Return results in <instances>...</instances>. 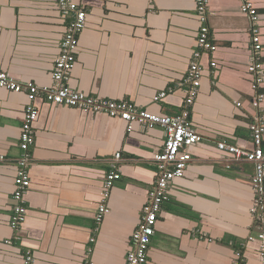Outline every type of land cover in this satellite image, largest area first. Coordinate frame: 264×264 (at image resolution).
Here are the masks:
<instances>
[{
	"label": "crops",
	"instance_id": "0c3cea01",
	"mask_svg": "<svg viewBox=\"0 0 264 264\" xmlns=\"http://www.w3.org/2000/svg\"><path fill=\"white\" fill-rule=\"evenodd\" d=\"M75 1L86 10L87 23L70 85L156 115H180L200 28L196 0ZM251 2L260 14L264 47V0ZM56 4L0 0V71L25 84L52 85L66 28ZM241 7L242 0H210L208 24L217 50L204 57L200 93L190 109V123L202 142L191 150L185 176L171 184L148 251L151 264H233L239 251L244 264H263L261 230L252 213L254 165L217 149L223 140L252 148L250 22ZM210 61L217 63L216 73ZM163 92L166 97L155 102ZM27 104L25 94L0 89V264H24L28 251L35 264H125L158 178L154 158L163 149L165 131L136 123L129 132L120 119L38 100L28 216L18 236L11 218ZM261 104L264 117V99ZM117 153L122 154L121 178L109 214L97 224L104 178Z\"/></svg>",
	"mask_w": 264,
	"mask_h": 264
},
{
	"label": "built area",
	"instance_id": "2783aa9c",
	"mask_svg": "<svg viewBox=\"0 0 264 264\" xmlns=\"http://www.w3.org/2000/svg\"><path fill=\"white\" fill-rule=\"evenodd\" d=\"M210 0H196L197 17L200 28L197 34V48L194 52L184 84L185 102L183 111L177 116L156 115L144 108H140L130 101H114L104 98L89 96L74 89L70 85L72 72L77 64V51L79 37L87 23V12L75 0H57V8L65 21L66 28L60 45V54L56 58L53 72L52 85L39 87L31 83H22L5 71H0V89L15 94H25L28 104L24 110V120L20 135L21 158L17 165L15 191L13 193L14 215L11 218V227L19 236L20 230L28 216L26 196L29 193L32 181L30 178V164L32 161L31 149L35 144V123L39 117L36 102L41 100L57 107H67L85 113L107 115L110 118L120 119L127 123L128 131L139 123L143 127H161L166 134L162 151L154 158L158 168L156 184L149 193L148 200L143 206L142 221L134 231L131 244L132 248L127 253L125 264H151L148 251L152 238L156 233V225L164 203L169 199L171 184L185 176L188 166L192 163L191 150L202 142V136L190 123V109L195 104L202 85L205 66L204 57L212 55L217 50L211 38L209 22ZM242 12L250 22V57L248 72L252 77V88L255 97L251 102L255 114L249 129L251 133L252 148L245 149L229 141H220L217 149L222 155H228L236 161L249 162L254 165L252 187L255 194L252 213L255 227L261 230L258 236L260 242L259 256L264 264V117L262 116L261 92L264 85L263 43L261 42L260 14L251 0H242ZM212 73H216V61H210ZM172 92V91H170ZM163 92L156 95L155 102H160L166 97ZM239 108L242 103L236 104ZM122 154L117 153L110 163V172L105 175L102 201L96 214L97 224H101L109 214L108 202L116 181L121 178L120 163ZM254 240L253 237L249 241ZM96 242L90 239L91 245ZM11 244V242H8ZM93 252L92 246L88 248V255ZM24 264H35L30 251L26 253ZM84 264H92L86 262ZM233 264H244L243 253H237V260Z\"/></svg>",
	"mask_w": 264,
	"mask_h": 264
}]
</instances>
